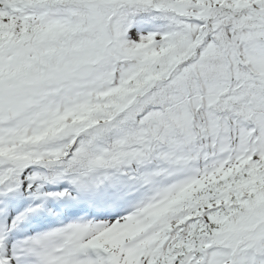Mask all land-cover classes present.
Instances as JSON below:
<instances>
[{
  "label": "snow or ice",
  "instance_id": "snow-or-ice-1",
  "mask_svg": "<svg viewBox=\"0 0 264 264\" xmlns=\"http://www.w3.org/2000/svg\"><path fill=\"white\" fill-rule=\"evenodd\" d=\"M0 264H264V0H0Z\"/></svg>",
  "mask_w": 264,
  "mask_h": 264
}]
</instances>
